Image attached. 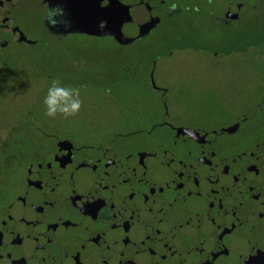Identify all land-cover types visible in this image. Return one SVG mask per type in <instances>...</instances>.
<instances>
[{
    "label": "flooded vegetation",
    "instance_id": "1",
    "mask_svg": "<svg viewBox=\"0 0 264 264\" xmlns=\"http://www.w3.org/2000/svg\"><path fill=\"white\" fill-rule=\"evenodd\" d=\"M119 1L158 24L103 74L112 126L45 127L0 100V264H264V0ZM42 3L0 0V33L10 11L34 31ZM44 17L39 38L0 34L1 68L10 43L93 36Z\"/></svg>",
    "mask_w": 264,
    "mask_h": 264
},
{
    "label": "rangeland",
    "instance_id": "2",
    "mask_svg": "<svg viewBox=\"0 0 264 264\" xmlns=\"http://www.w3.org/2000/svg\"><path fill=\"white\" fill-rule=\"evenodd\" d=\"M34 1L37 5L41 3V0ZM32 12L34 31L28 30L24 21L23 29L30 38H39L38 34L43 30L40 21L44 14L38 8ZM150 43L149 38L117 47L107 37L72 35L58 44L57 52H54V48L51 51L41 50L38 44L10 43L7 48L9 62L6 67H0V74L4 78L2 86L5 83V89L8 88L13 94L0 96V100L9 111H28L45 127L54 124L64 131H74L76 128L86 129L95 123L102 127L112 126L116 111L114 102L102 90L103 74L111 75L119 70V61L130 64L144 58ZM67 73H71V82H63ZM78 76H84L86 80L79 81ZM53 79H59L62 85L80 88L82 106L75 117L63 119L58 115L52 119L44 115L42 101ZM132 113L133 118L139 119L135 108Z\"/></svg>",
    "mask_w": 264,
    "mask_h": 264
},
{
    "label": "water",
    "instance_id": "3",
    "mask_svg": "<svg viewBox=\"0 0 264 264\" xmlns=\"http://www.w3.org/2000/svg\"><path fill=\"white\" fill-rule=\"evenodd\" d=\"M58 2L59 0H43L42 6L49 9ZM73 2L74 7L65 15V19L70 22L68 31L71 33H84L96 37L111 36L120 45H127L146 35L158 24V18L150 15L147 6L124 4L119 0H73ZM64 5L65 2L62 6ZM5 17H8V29L1 30V36L10 38L14 34L17 39L25 40L26 34L19 28L14 14L10 11ZM101 23L104 24L103 28L100 27Z\"/></svg>",
    "mask_w": 264,
    "mask_h": 264
},
{
    "label": "clouds",
    "instance_id": "4",
    "mask_svg": "<svg viewBox=\"0 0 264 264\" xmlns=\"http://www.w3.org/2000/svg\"><path fill=\"white\" fill-rule=\"evenodd\" d=\"M177 8L175 3L169 5V12H174ZM49 27H70V22L65 19L63 9L49 8L44 17ZM103 28L104 24L101 23ZM44 115L48 118H56L58 115L63 119L75 117L82 106L81 90L78 87L62 85L59 79L50 81L47 93L43 98Z\"/></svg>",
    "mask_w": 264,
    "mask_h": 264
},
{
    "label": "trees",
    "instance_id": "5",
    "mask_svg": "<svg viewBox=\"0 0 264 264\" xmlns=\"http://www.w3.org/2000/svg\"><path fill=\"white\" fill-rule=\"evenodd\" d=\"M40 39H43L42 37Z\"/></svg>",
    "mask_w": 264,
    "mask_h": 264
}]
</instances>
